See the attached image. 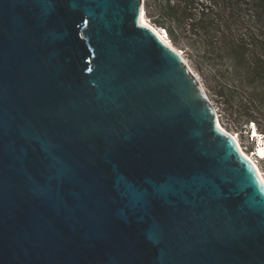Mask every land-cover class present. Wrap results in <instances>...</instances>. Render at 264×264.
<instances>
[{
	"label": "water",
	"instance_id": "95a60500",
	"mask_svg": "<svg viewBox=\"0 0 264 264\" xmlns=\"http://www.w3.org/2000/svg\"><path fill=\"white\" fill-rule=\"evenodd\" d=\"M143 0H0V264H264V180Z\"/></svg>",
	"mask_w": 264,
	"mask_h": 264
},
{
	"label": "trees",
	"instance_id": "16d2710c",
	"mask_svg": "<svg viewBox=\"0 0 264 264\" xmlns=\"http://www.w3.org/2000/svg\"><path fill=\"white\" fill-rule=\"evenodd\" d=\"M161 7L170 35L191 43L209 69L225 113L264 134V0H162Z\"/></svg>",
	"mask_w": 264,
	"mask_h": 264
},
{
	"label": "rangeland",
	"instance_id": "374dc122",
	"mask_svg": "<svg viewBox=\"0 0 264 264\" xmlns=\"http://www.w3.org/2000/svg\"><path fill=\"white\" fill-rule=\"evenodd\" d=\"M161 5L162 0H145L146 16L148 20L155 26L165 31L170 42L183 53V55L185 56L197 76L200 78L209 98L215 105L219 113L221 124L228 132H230L232 135L239 139L241 146L248 154H250L256 160L261 171L264 174V159L261 158L262 160H260L259 157V159L256 157L258 156L257 150L258 148H260V145L264 147V134L259 131V134H261L263 140H260L257 143L256 140H252L250 138V127L253 124L252 122L247 123V119H240L237 115L230 117L225 113L224 107L220 103L218 96L211 90V88H209V84L211 83L209 80V69L207 68V66H201V63L198 61L199 59L193 47L191 46V43H189L183 37L179 36L177 33H175L174 36L170 35L169 30L166 29V27L169 28L171 27V25L161 17L163 13ZM262 110L264 111V107H262ZM255 153L257 154L255 155Z\"/></svg>",
	"mask_w": 264,
	"mask_h": 264
},
{
	"label": "bare ground",
	"instance_id": "6f19581e",
	"mask_svg": "<svg viewBox=\"0 0 264 264\" xmlns=\"http://www.w3.org/2000/svg\"><path fill=\"white\" fill-rule=\"evenodd\" d=\"M143 15H144V21H145V23L148 25V26H150L169 46H171L181 57H182V59L185 61V63L188 65V67L190 68V70L192 71V73L195 75V77L198 79V81L200 82V84H201V86H202V88L204 89V91H205V88H204V85L202 84V82H201V80H200V78L197 76V74L195 73V71L193 70V68L191 67V65L189 64V62L187 61V59L185 58V56L183 55V53L180 51V50H178L171 42H170V40L168 39V37H167V33L165 32V31H163L162 29H160L159 27H157V26H155L154 24H152L149 20H148V18H147V16H146V9H145V0H143ZM209 100H210V102L213 104V102L211 101V99L209 98ZM214 105V104H213ZM214 107H215V105H214ZM215 109H216V107H215ZM216 111H217V109H216ZM217 113H218V111H217ZM218 115H219V113H218ZM219 117V116H218ZM219 120H218V124H219V126L223 129V130H225L226 132H228L225 128H224V126L221 124V121H220V117L218 118ZM230 135H232L230 132H228ZM250 134H252V136H255V135H260L259 134V132L258 131H256V128H254V129H252L251 130V132H250ZM234 138H235V140L237 141V143H238V145H239V148H240V150H241V152H242V154L256 167V169L259 171V173L261 174V176H262V178H263V180H264V174H263V172L261 171V169H260V167H259V165H258V163L256 162V160L250 155V154H248L245 150H244V148L241 146V143H240V141H239V139L237 138V137H235L234 135H232ZM262 138H260V140H261ZM258 153V154H257ZM257 153H255V155L257 154L258 156H256L257 158L259 157L260 158V160H262L261 158H263L264 159V147L263 146H261L260 145V148H258V150H257ZM258 158V159H259Z\"/></svg>",
	"mask_w": 264,
	"mask_h": 264
}]
</instances>
